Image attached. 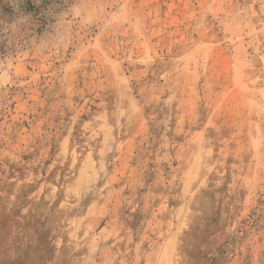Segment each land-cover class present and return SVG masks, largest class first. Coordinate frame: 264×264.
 I'll use <instances>...</instances> for the list:
<instances>
[{
  "label": "rangeland",
  "instance_id": "obj_1",
  "mask_svg": "<svg viewBox=\"0 0 264 264\" xmlns=\"http://www.w3.org/2000/svg\"><path fill=\"white\" fill-rule=\"evenodd\" d=\"M117 69L143 129L122 162L126 191L91 181L120 200L95 213L125 219L96 259L166 264L175 250L174 264H264V0H0V186L57 170L72 182L78 167L50 156L34 117L94 109L93 86ZM61 250L51 264L87 259ZM55 251L0 249V264H47Z\"/></svg>",
  "mask_w": 264,
  "mask_h": 264
},
{
  "label": "crops",
  "instance_id": "obj_2",
  "mask_svg": "<svg viewBox=\"0 0 264 264\" xmlns=\"http://www.w3.org/2000/svg\"><path fill=\"white\" fill-rule=\"evenodd\" d=\"M100 77L92 89L98 87L99 90H103L100 93L102 101L94 104V109L83 105L78 107L67 105L61 107L58 117L52 120L49 108L42 107L41 112L34 117L46 127L43 133L40 132L39 141L43 142V145L49 144L52 151L50 156H53L57 163L71 158L72 165L78 167L77 176L72 182L66 183L62 171L57 170V173L54 172V180L39 179L32 182L26 181L31 178L26 174L14 178L15 175L12 173L9 178L14 181L9 179L6 184L0 186V249H56L53 257H46L47 264L52 263L50 260L59 255L61 249L69 248L77 252L78 249H87L85 252L87 259L84 255L78 264H113L97 260L95 254L103 258L110 252L108 249H113L115 243L109 244L106 240L107 233L112 232L114 228L112 223L122 227V221L125 219H122L124 217L119 212L118 214L95 212L105 211L108 205L111 209L119 206L120 200L112 202L108 199L112 198L111 194L109 197L105 194L103 199L98 198L91 192L96 188L91 187V181L97 178L99 180L105 175L99 187L108 186L114 181L109 189L117 190L119 196L126 191L124 178L126 173L123 172L122 162L129 155H133V141L134 150L137 149L142 135L143 120L137 113L134 118L132 117L131 113L138 112V109L137 107L133 109L134 97L129 94L127 75L117 69L114 72L108 70L106 73L104 70ZM69 112L72 114L67 120ZM188 124L191 125L192 121ZM202 124L206 125L205 122ZM48 125H53L55 130L50 129L48 132ZM88 125L98 127L99 139L95 140L92 134H95L96 130L90 132L86 128ZM29 130L31 131L30 128ZM194 132H198V129ZM80 141L82 143L78 146L76 143ZM38 154V158H42V152ZM71 194L75 195L71 199L74 200L73 203L69 201ZM81 205L83 211L79 212L77 208ZM60 213L65 215L61 216ZM119 246L117 242L116 247ZM140 250L143 254L144 249ZM153 252L159 254V249H153ZM171 253L166 264H174L172 259L175 250H171ZM127 264L150 263L136 261Z\"/></svg>",
  "mask_w": 264,
  "mask_h": 264
}]
</instances>
